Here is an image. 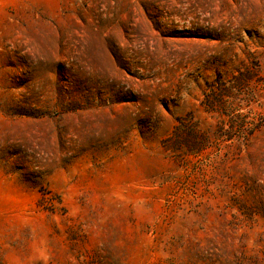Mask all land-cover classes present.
I'll list each match as a JSON object with an SVG mask.
<instances>
[{"label":"rangeland","instance_id":"obj_1","mask_svg":"<svg viewBox=\"0 0 264 264\" xmlns=\"http://www.w3.org/2000/svg\"><path fill=\"white\" fill-rule=\"evenodd\" d=\"M0 264H264V0H0Z\"/></svg>","mask_w":264,"mask_h":264},{"label":"trees","instance_id":"obj_2","mask_svg":"<svg viewBox=\"0 0 264 264\" xmlns=\"http://www.w3.org/2000/svg\"><path fill=\"white\" fill-rule=\"evenodd\" d=\"M256 66L258 65L257 63L255 64ZM253 65L249 64L247 66H244V69L248 70L249 72L247 73H241L242 78H237V82H246L245 80L251 79L252 73H253ZM235 71L241 70L239 64L234 68ZM219 77H217V84L219 81ZM248 84V83H247ZM216 84L213 85V88H218L220 90L219 95L222 96L226 93H228V90L222 89L224 86L223 85H218L215 86ZM220 86V87H219ZM212 87V86H211ZM223 90V91H222ZM210 103V102H209ZM214 103L208 104L207 111L208 112H214L215 108H213ZM178 123L175 127V130L173 132L172 137L170 138V144L167 145L169 149H176L178 151H181L182 149H186L190 152L194 153H199L202 149L205 148L206 142L209 139V135L207 132L204 130H201L200 125L195 124L191 125L185 121L184 118H178ZM247 133L246 135L249 137L253 130V126H247ZM201 130V131H200ZM231 139V138H229Z\"/></svg>","mask_w":264,"mask_h":264}]
</instances>
